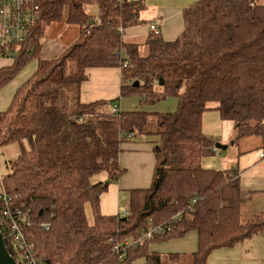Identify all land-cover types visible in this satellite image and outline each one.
<instances>
[{
  "label": "trees",
  "instance_id": "1",
  "mask_svg": "<svg viewBox=\"0 0 264 264\" xmlns=\"http://www.w3.org/2000/svg\"><path fill=\"white\" fill-rule=\"evenodd\" d=\"M35 3L37 22L27 39L12 48V60H0V89L30 68L0 110V145L18 146L0 190L29 218L24 233L32 256L43 264H133L138 258L164 264L151 245L194 231L196 250L188 260L208 264L211 251L264 236V209L240 219V171L201 166L217 152L201 129L208 101L233 122L231 144L263 134L264 0H195L183 9L178 36L164 40L150 30L145 53L122 38L139 23V0ZM90 4L98 20L86 11ZM65 24L77 27L75 38L55 57L40 58L44 38ZM110 66L121 68V96L138 95L145 105L172 96L174 110L112 112L102 107L114 100L82 102L85 70ZM134 134L154 137L150 185L130 191L126 214H103L101 194L122 173L120 143ZM103 171L106 180H91ZM154 226L165 232L131 243ZM2 234L16 258L12 240ZM167 258L169 264L187 259L177 252Z\"/></svg>",
  "mask_w": 264,
  "mask_h": 264
},
{
  "label": "crops",
  "instance_id": "2",
  "mask_svg": "<svg viewBox=\"0 0 264 264\" xmlns=\"http://www.w3.org/2000/svg\"><path fill=\"white\" fill-rule=\"evenodd\" d=\"M139 1L143 5V8L140 10L138 15L139 23L125 28L122 32L123 40L130 43H136V40H141L142 38L144 41L147 35L150 33L149 24L154 20H157L158 22L157 28L160 32L162 39H174L182 31L184 26L183 9L195 0ZM76 30L77 27H75L74 38L76 36ZM63 31L64 26L61 28L60 31H58V33L62 34ZM53 32L55 34L57 33L56 31ZM68 42L69 41H67L66 43ZM59 53H57V55ZM44 56L46 57H43V59H48L51 57H55L56 55H54V52H52L47 53ZM85 73L86 79L82 81L80 85V100L82 102L88 103L96 100H119L122 97L120 95L121 68L119 66L89 67L85 70ZM23 80L24 78L19 80V82L12 86V88H7L6 92L1 94L0 110L4 109L7 106L13 93V89L16 88V86ZM126 104L127 102H125V100L121 98L118 104L113 106H117L119 110H122V105ZM138 105H140L139 98L135 95L129 100L128 105L125 107L130 108V110H134L140 107ZM151 106L144 105L142 108H150L143 110L153 111L154 109H151ZM173 106H176L175 98ZM151 136L152 135L134 134L130 137L125 138L120 143V152L117 160L119 167L122 169V173L117 177V179L110 181L106 191L101 194L99 202L101 213L115 214L118 212H122V210H127L130 191L132 189L146 188L150 185L155 165V158L153 154V147L155 144L153 143V141H151L152 139L149 138ZM262 137L263 136L255 137L256 140H254V142L256 145H263ZM260 153L261 152H259L258 157L264 158L259 156ZM227 168H229V166L225 167L224 169ZM107 177V173L103 171L94 175L92 181H104L107 179ZM251 195L252 194H250V196ZM122 199L127 200V206L122 203ZM244 241H248L245 246L246 250H244L243 247L240 245L241 243H244ZM244 241L240 242V244L237 243L229 248L215 249L213 253L208 255L209 261L207 263L264 264V236L260 234L253 235L250 238L245 239ZM195 250L196 244L193 245L190 251L175 252L182 254H190ZM246 253H248V256H245Z\"/></svg>",
  "mask_w": 264,
  "mask_h": 264
},
{
  "label": "rangeland",
  "instance_id": "3",
  "mask_svg": "<svg viewBox=\"0 0 264 264\" xmlns=\"http://www.w3.org/2000/svg\"><path fill=\"white\" fill-rule=\"evenodd\" d=\"M85 9L91 14L92 19L98 20V12L96 5H86ZM74 31V26L65 24L64 31L62 34L58 32L55 34L52 31L49 32L47 34V37L44 38V48L42 50L40 58L46 57L44 56L45 54L52 52H54V55H57V53H59L64 47L66 42L71 41L74 38ZM135 42L138 44L141 53H145V45L143 44V38L141 40H136ZM24 69L25 71L23 73L20 72V75H17L13 79L15 80L14 82L12 80L6 86L0 89V96L4 92H6L7 88L10 89L17 82H19V80L24 78L27 72L30 70L29 67ZM133 96L135 95L121 97L123 100H125V102H127L126 105H122V110H130V108H127L125 106L128 105L129 100L133 98ZM136 96L139 98L138 95ZM119 100H114L111 103L108 102L104 107H102V109H111V106L118 104ZM216 104V102L212 101H208L206 103L208 108L203 112L201 129L203 134L211 141H213V143H220L221 145L226 146V148H219L220 153L217 151L213 154L204 156L201 159V166L209 170L224 169L228 166L238 168V170L240 171L239 184L241 188L242 198V203L240 206V219L242 222H245L253 212H258L264 209V158L258 157L259 152L264 151V131L262 134V146L255 144V136H249L239 140L236 144H231L235 134L234 124H232L233 122L231 120L223 119L221 117L219 110H217L215 107ZM144 105V102H142L140 105H138L140 107H138L137 109H150L142 108ZM173 105L174 97L168 96L164 100L156 102L155 104L150 106L151 109H154L153 111L169 112L174 110L175 106ZM149 138L152 139L154 137L151 136ZM17 153L18 146L16 143L0 145V177L7 173L8 168L6 167V164L9 160L15 158ZM91 180H93V176L91 177ZM250 194H252L253 196H250ZM122 203L127 206L126 199H122ZM85 213L87 222L91 224L93 219L89 206H86ZM195 234L196 233L194 231H189L182 238H175L170 239L168 241H162L160 243L153 244L151 248L161 253L164 258V264H169L168 258L166 260V255L170 252L175 251H190L193 245L196 244ZM247 242L248 241H244V243L241 244L239 243L244 250H246L245 246ZM214 251L215 250L211 251L209 255ZM245 256H248V253H246ZM208 257L207 262L209 261ZM186 258L187 259H184V261L186 262L182 264H190V261L188 260V254H186ZM132 263L144 264V260L142 258H138L133 260Z\"/></svg>",
  "mask_w": 264,
  "mask_h": 264
},
{
  "label": "built area",
  "instance_id": "4",
  "mask_svg": "<svg viewBox=\"0 0 264 264\" xmlns=\"http://www.w3.org/2000/svg\"><path fill=\"white\" fill-rule=\"evenodd\" d=\"M38 6L35 0H0V60L13 59V47L27 39L32 27L37 22ZM157 20L149 24V29L158 33ZM119 109L113 106L111 111L116 112ZM220 152V149L213 147ZM260 157H264L261 152ZM0 199L3 201V207H0V232L12 240V245L16 260L21 264H43L32 256L29 249L33 247L32 243L26 240L24 228L29 223V218L20 206L14 205L12 198L0 190ZM126 214V210H122ZM177 216V215H175ZM158 232L163 234L165 229L161 226H154L151 229L140 234V237L131 243L137 245L144 238L149 237L152 233ZM3 236V234H2ZM125 245L128 242H123ZM32 250V249H31Z\"/></svg>",
  "mask_w": 264,
  "mask_h": 264
},
{
  "label": "water",
  "instance_id": "5",
  "mask_svg": "<svg viewBox=\"0 0 264 264\" xmlns=\"http://www.w3.org/2000/svg\"><path fill=\"white\" fill-rule=\"evenodd\" d=\"M137 82L134 81L132 86H136ZM215 147L217 148H226V146L221 145L220 143H215ZM0 264H21L19 261L16 260L14 256H12L4 243L2 233L0 232Z\"/></svg>",
  "mask_w": 264,
  "mask_h": 264
}]
</instances>
